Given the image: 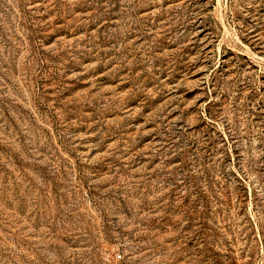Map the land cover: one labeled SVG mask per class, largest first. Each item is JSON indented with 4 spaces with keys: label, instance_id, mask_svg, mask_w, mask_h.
<instances>
[{
    "label": "rangeland",
    "instance_id": "1",
    "mask_svg": "<svg viewBox=\"0 0 264 264\" xmlns=\"http://www.w3.org/2000/svg\"><path fill=\"white\" fill-rule=\"evenodd\" d=\"M0 264H264V0H0Z\"/></svg>",
    "mask_w": 264,
    "mask_h": 264
}]
</instances>
